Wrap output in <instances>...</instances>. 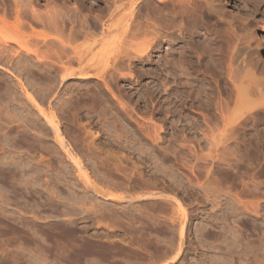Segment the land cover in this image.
Returning <instances> with one entry per match:
<instances>
[{"label":"rangeland","instance_id":"374dc122","mask_svg":"<svg viewBox=\"0 0 264 264\" xmlns=\"http://www.w3.org/2000/svg\"><path fill=\"white\" fill-rule=\"evenodd\" d=\"M32 2L40 14L70 12L73 21L88 22L110 1ZM211 2L214 12L203 8L191 32L165 36L150 62L130 58L119 70L87 80L62 79L45 42L28 38L50 32L27 17L19 25L0 7V39L23 36L30 49H39L28 55L0 44V264H264V113L255 108L246 115L251 127L240 129L243 135L209 125L222 122L218 99L229 98L220 92L224 82L211 75L214 61L244 48L264 61V0ZM114 21L104 20L106 28ZM92 32L99 37L100 29ZM118 34L111 31L93 52L102 62L124 48ZM181 50L199 57V74L188 75L184 89L169 79L167 65L176 58L187 68ZM248 76L243 80L261 77ZM171 86L186 98L176 119L167 113ZM64 148L80 159L79 168ZM148 194L157 196L142 199Z\"/></svg>","mask_w":264,"mask_h":264},{"label":"bare ground","instance_id":"6f19581e","mask_svg":"<svg viewBox=\"0 0 264 264\" xmlns=\"http://www.w3.org/2000/svg\"><path fill=\"white\" fill-rule=\"evenodd\" d=\"M3 1L4 2L2 4H4V5H2V4L0 5V7L1 6H3V7L5 6L4 8H2V10L4 9L2 12L5 11V15L8 14L7 12L12 14L13 16H11V17L16 18V20L18 21L19 25H21L20 24V19L24 18V17H27V19L29 18L30 21L33 24L42 26L43 28L47 29L50 32V34H33V35L28 36V38L36 39V40L41 39L42 41L45 42V44H46L45 46L46 47L48 46V51L50 52V54L56 58L57 61H56L55 65L61 70V72L63 74V78L62 79H64V80H65V78H72V77H76V79H78V80H87V79H92V78H95V77L102 78L103 76H105V74L108 71L110 72L111 68L116 70V71H117L118 68H120V67L122 68V65H124L125 61H129L128 59H130V58H133V60L135 62H137V61L150 62V59H152V53L155 51V49H157L162 44L163 38H165V36L174 35L175 32H177V31H179L178 33H180V35L188 34L189 32L192 31L191 30L192 28H194L195 26L197 27V24H198L197 20L200 17V16L198 17V15H199L198 12L199 11L202 12L205 9L206 12L212 13V12L215 11V8H216V7L214 8L215 4L212 5V2H211L212 0L210 2H207V1L205 2L204 0H203L204 2H199L197 0H109L110 2H107L105 7H103L102 10H99L100 11L99 13H96V14H99V15H95L94 17L90 16L91 19L87 18L88 22H84L83 20L82 21L80 20L78 22V21H73L72 20L73 17L70 16V12L69 13L68 12H63L62 13V12H59V11H54V12L51 13L48 10V12L46 14H40L41 12L39 13L37 10L34 9L35 8L34 5H33L34 2H32V0H28V1H25V2L23 0H3ZM49 3H50V1H49ZM49 3H47V4H49ZM52 3H54V2L52 1ZM165 8L167 9V11L165 10ZM75 17H76V15H75ZM104 18H106L108 20L115 19V21L112 22L113 24L111 25V27L110 28L107 27L108 29L106 28V24L104 22V20H106V19H104ZM178 20L181 21V22H179L180 24H176V21H178ZM75 23H76V25H74ZM99 29H100V32L98 33L99 34V37H98V36L95 35L94 32H92V30H94L95 32L96 31L98 32ZM116 30L119 32L118 37L120 35V38L121 39L123 38V41H125L126 43L124 42L125 45H124V43L123 44L121 43L122 44L121 48H123V47L124 48L120 49L121 50L120 52H117V55L112 59L111 62L107 61V62L104 63V61L102 62V60L100 59L101 58L99 56L100 53L99 54L98 53L93 54V52L95 53V50L97 49V46L102 44L103 39L106 37L107 34H109L111 31H116ZM181 39H182L181 36H177V38H176V40H178V41H180ZM126 40H130V41L127 42ZM49 41H52V42L48 43ZM81 41H83V43H84L82 46H80V47L74 46L75 43L81 42ZM100 41H102L101 44H99ZM28 42H29V40H27V38L23 37V36L22 37L21 36L20 37L5 36V37L0 39L1 46L5 45L8 48L9 44H15L20 49L24 50L28 55H36V56H38L39 55V49H35V50L30 49L28 47V45H29ZM218 43L220 44L221 42H218ZM227 46H229V44ZM195 49H197V47H195ZM226 49H228V48H226ZM244 49L243 50L240 49L238 51L236 50V52H234V51L230 52L229 51L230 54L229 55L226 54L228 56L227 58L226 57L224 58V57H222L220 55V57L224 58L223 59L224 61L219 59L220 57L218 58V60L214 61L215 62V65H214L215 71L211 75H213V74L216 75L217 74V76H218L219 80L221 81V83L224 82L225 86L223 88L221 87V89L219 87L218 89H220L221 93H225V94L228 95L229 98L226 97L228 100L231 98V100H230L231 102H229V101L227 102V99H226V101H224L225 99L223 100L222 98H221L222 101L220 99H218L220 102L217 103V105L219 107V109H217V112H218V114H221V117L220 116H218V117L222 118V120L219 119V121L220 122L222 121V122L219 123V124H215V123L214 124H211V123L209 124L207 122L210 126L212 125V129L213 128H217L216 132L218 131V133L220 132L219 130H222L223 133H226V131H228V132L229 131L230 132L233 131L234 132L235 130L237 132V130L239 131L240 129H241V132H242V130L245 129V128L250 130L249 128L251 127L250 126L251 124L247 120V119H249L248 117L250 115L249 114L250 111L253 110V113H254L255 112L254 111L255 108H260V109H257L256 111L257 112L262 111V113H264V76L262 77V75H264V61L258 60L257 54H256L257 53L256 50L251 52V53L249 52L248 54H245L246 50L244 51ZM221 50H222V52L225 51V49L223 51V48ZM193 51L192 50L189 51V52L188 51L186 52L185 50L179 51L180 52L179 53L180 54V56H179L180 57V62L181 63H182V61H184L185 63L188 62L187 68L183 67L181 69L179 66H177V64H176L177 61H176V63L174 62L176 60V58H175V60H171L170 59L169 61L165 59L166 61H168L167 62L168 69H169V73H168L169 76L168 77L172 81L173 84L174 83L177 84V87L178 86H181V87L184 86V83L182 81L184 79H187L186 77L188 75L194 74V76H195V75H197V73L199 74V72H198L199 71L198 70L199 57L196 56L197 52L196 51L193 52ZM229 52H227V53H229ZM89 55H92L91 58L89 57ZM226 55L224 54V56H226ZM195 58H196V61L194 62L193 60ZM225 59H228V60H226L227 62L225 61ZM42 61H44V60H42ZM74 63H76L78 65L77 68L73 67ZM237 63H239L240 65L237 64ZM234 65L235 66L238 65V66L235 67ZM181 66H183V65H181ZM200 68H201V66H200ZM250 74L252 75V77L254 75L257 76V74H259L263 79L261 77H259V78L253 77L252 80H249L248 78H247V80H243L244 78L246 79L247 75L250 76ZM110 75H112L114 77L113 74H110ZM110 75L108 74V77L112 79V77H110ZM139 75H141V74H139ZM209 75H210V73H209ZM215 75H213V76L217 77ZM181 76H183V77H181ZM194 76H192V77H194ZM252 77H250V79ZM188 79H191V78H188ZM242 80L244 81V83L242 82ZM187 81H188V83H190L189 80H187ZM245 81H246L247 84L245 83ZM248 81H250V82H248ZM202 82H203V80H202ZM199 83H201V80H200ZM217 84H218V82H217ZM200 87H202V86L200 85ZM230 87H232V89ZM175 88L176 87H172L171 90H170V94L168 95V96H170L169 97V101H168L169 105H170V106L168 105L169 106L168 107L169 111L167 112V110H166V112L169 113L168 115L170 117H174V119H176L175 115H176V112H178V111H176L177 107L183 108V106H185L184 104H185V101H186V100L184 101V98H185V94L184 93H181L180 95L174 94V89ZM183 89H184V87H183ZM216 89H217V87H216ZM178 93H179V91H178ZM218 93H219V91H218ZM250 94H253L255 96L250 95ZM186 95H187V93H186ZM198 95H199V93H198ZM218 95H220V94H218ZM248 95H250V96H248ZM252 96L254 98L256 97L257 99H256V101L255 100H251L252 101V103H251L248 100V98L249 97L253 98ZM210 97L211 96H209V98ZM219 97H221V95ZM223 97H224V95H223ZM251 98H249V99H251ZM208 99H206V100H208ZM199 100H201L200 97H199ZM212 100H210L209 102L207 101L208 102L207 103L208 107H212L213 108V106H216V105H214L215 103ZM231 103L234 104L235 110L231 109L232 108V107H230ZM249 103H251V104L248 105ZM246 105H248V106L253 105L252 106L253 108L248 107V109H245V108H247ZM234 106H233V108H234ZM181 108L177 109V110L181 111ZM184 109H185V107H184ZM181 112H178V113H181ZM254 114H256V112ZM215 115L216 114H214V116ZM246 115L248 116L247 118H246ZM259 115H256L257 116L256 117L257 120H258ZM252 117H253V115H252ZM252 117H251V119H252ZM253 118L256 119L255 117H253ZM259 120H260V118H259ZM175 121H178V120H175ZM179 125H180V123L179 124L177 123L176 126H179ZM199 125H202V124H199ZM258 125H259V123L255 122V121H254V123H252L253 127L258 126ZM174 126H175V124H174ZM182 126L185 127V126H187V124L186 125L182 124ZM54 127H55V130H56V133L58 135L60 143L63 144L64 143V138L62 137L61 133L59 132L58 126H54ZM190 127L196 128V127H199V126L197 124L196 125L192 124V126H190ZM208 128L210 129V127H208ZM256 129H258V128H256ZM181 130H183V129H181ZM197 130H198V128H197ZM213 131H214V129H213ZM243 131H245V130H243ZM261 132H263V131H261ZM220 133H222V132H220ZM234 135H236V134H234ZM244 135H245V133H244ZM148 136H146V137H148ZM156 136H157V134H156ZM156 136H155V139L158 140L159 136L157 138H156ZM227 137H225V139ZM259 137H260V135H259ZM148 139H149V137H148ZM227 139H229V138H227ZM152 141H155V140L153 139ZM239 143L241 144V142H239ZM236 145H237V143H236ZM64 149H65V152L67 153V155L69 156V158L72 159L74 161V163L77 164V167L79 168L80 167L79 165H80V162H81L80 159L75 154H73V152L71 151L70 148H64ZM225 149H226V146H225ZM246 150L248 151V149H246ZM251 152H252V149H251ZM226 154L228 155V152ZM238 154H239V152H238ZM221 158L223 159L222 156H221ZM233 158H234V156H233ZM175 159H176V157H175ZM179 160H180V158H179ZM224 160H225V158H224ZM193 171H194V169H193ZM206 171H209V170H206ZM191 172H192V170H191ZM207 183H208V180H207ZM89 184H90V182H89ZM142 185H144V184H142ZM99 193H102V192L100 191ZM243 194L245 196L246 193H243ZM153 196H157V195L156 194H154V195H149L148 194V195H145V196L143 195L142 199H149L150 197L152 198ZM246 196H247V194H246ZM108 197L110 199H120V200L126 198L124 196H121V197L118 196L117 197V196H113V195L112 196H108ZM137 198H139V197H137ZM139 199H141V198H139ZM131 200H132V198H131ZM244 204L246 205V203H244ZM247 206L248 205H246V207ZM253 212H255V210ZM225 222H226V220H225ZM242 245H243V243H242ZM240 247H242V246H240ZM246 248H248V247H246Z\"/></svg>","mask_w":264,"mask_h":264}]
</instances>
